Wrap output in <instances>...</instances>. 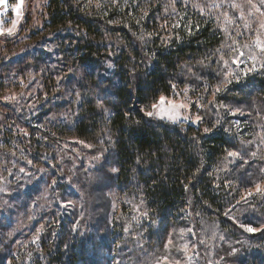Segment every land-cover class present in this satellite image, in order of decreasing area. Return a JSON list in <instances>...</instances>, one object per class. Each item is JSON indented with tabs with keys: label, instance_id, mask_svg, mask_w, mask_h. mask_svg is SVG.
<instances>
[{
	"label": "trees",
	"instance_id": "trees-1",
	"mask_svg": "<svg viewBox=\"0 0 264 264\" xmlns=\"http://www.w3.org/2000/svg\"><path fill=\"white\" fill-rule=\"evenodd\" d=\"M44 11L6 38L13 54L0 61V178L9 185L0 191V264H99L103 250L110 260L125 222L117 211L111 227L107 218L84 220L94 191L103 197L108 188L120 193V215L143 210L126 257L183 227L204 264H264V194L244 191L264 181L261 114L205 109L198 126L146 115L161 94L186 86L207 102L224 42L213 13L187 0H46ZM11 87L21 89L15 99ZM214 99L264 106V67ZM93 152L102 157L89 166ZM216 225L225 249L217 246L213 260L205 245ZM137 230L142 245L133 243Z\"/></svg>",
	"mask_w": 264,
	"mask_h": 264
},
{
	"label": "rangeland",
	"instance_id": "rangeland-1",
	"mask_svg": "<svg viewBox=\"0 0 264 264\" xmlns=\"http://www.w3.org/2000/svg\"><path fill=\"white\" fill-rule=\"evenodd\" d=\"M87 3H98V0H86ZM172 1V0H170ZM190 1L196 8L198 9H204L207 10L217 18L219 26L222 28L224 32V42L220 50V55L221 53L224 55V59L229 61L230 67L232 70H234L238 76L239 79L233 81L235 82H240L243 79H245L246 75L248 73H253V72H259L263 69L261 67V63H264V61H261L259 58L256 62V68L253 71H248L249 68L252 67L251 62H246L244 64H241L239 68L236 67V65L231 64V59L232 55L229 49L228 45H233L234 47L236 46V43L239 44L241 50L245 51L246 55L248 50L243 49L244 44H249L251 45L257 36V30L259 29V23L261 21H264V16L261 15V12H264V5H261L259 0H252L253 4H256L260 8V12H257L254 8L251 7V5L248 3V0H187ZM46 3V0H23L21 3V0H13L12 3L9 2V0H0V61L4 59L10 58L11 54H8V51L3 49V45L5 43L6 38H11L14 36H17L19 30H22V32H25L24 29H22V26L25 24L26 26H29V24L32 23H40L42 21V18L46 15V12L44 11V5ZM20 5L19 8H17V5ZM232 4H237L239 7L233 8L231 5ZM251 13V14H250ZM227 16V19H226ZM231 21V22H229ZM13 29L12 34H9L8 30ZM227 29V31H225ZM260 32V39L264 40V29H259ZM239 33V34H238ZM234 41L236 43H234ZM20 45V44H19ZM19 45L17 47H19ZM18 49V48H17ZM16 49V50H17ZM15 50V51H16ZM255 50V49H253ZM14 51V53H15ZM257 55L259 56L258 50ZM244 59V58H241ZM221 62V61H220ZM217 72L216 75L218 76V80L216 81V85L224 79L223 77V72L226 71L223 67V63L221 62V68H216ZM246 73V74H245ZM231 79V77H230ZM247 80H245V85H246ZM215 85V86H216ZM229 84H221V89L223 87L228 86ZM214 86V88H215ZM213 88V89H214ZM21 91L20 88H15L11 87V90L9 91L6 89V94L12 95V98H16L19 94L16 92ZM213 91V90H212ZM177 94H179L177 96ZM169 99L175 98L176 102L179 103L180 101H183L185 103H188L189 101L198 103L200 107H196L195 103L193 106L189 109H181L180 110V116L178 119L174 122L173 120L168 119L165 117L164 119H160L157 116L155 117L157 120H164L169 123H183L186 125H194L198 126L201 124V122L204 119V111L205 109L211 110L212 114L215 115V117H220L223 115L224 111H229V113L233 114L234 116L236 114H243L244 112L248 111V108H252V110L256 109L255 113H260V123L259 125V136L262 137L264 134L263 129H264V106L263 103H258L255 102V100H252L251 106L245 105V104H229L225 101H216L212 95L210 94L209 98L207 99V102L205 103L203 99L204 97H201L199 94L196 92L194 93L193 91L189 90L186 87H183L182 89L167 95V94H161ZM159 98V97H158ZM6 99H11V98H6ZM158 100V99H157ZM156 100V101H157ZM213 100H215V103L213 104ZM155 101V102H156ZM153 104V103H152ZM253 104H259V105H254ZM210 105V108H209ZM223 105V106H221ZM263 108V111L260 109ZM0 106V111H1ZM212 107V108H211ZM235 109H240V111L235 112ZM148 111H154L151 107L150 109L146 110ZM250 115L254 114L253 111H248ZM199 115L201 116V121L199 123H193L192 121L195 119V117ZM187 116L189 119L185 120L184 117ZM234 123H236V127L240 126L242 128V121L238 118H235L233 120ZM264 148V147H263ZM102 157V154L99 153H92V155L87 154L84 156L86 159V162L89 166L95 165V161L99 160ZM80 159H76L74 164L78 162ZM71 168H67V172L70 173ZM5 176L4 178H0V191L4 192L7 191L8 186H6L5 182ZM103 179H101L102 181ZM104 182V180H103ZM262 184V188H264V181L262 182H256ZM255 184L252 185L251 187L245 188V194L249 190L252 192H255ZM105 195L103 197H100L99 195L103 194L102 190H95L94 194L92 196V199L89 198L88 200V206L87 208V213L91 216L85 217L84 220L87 221L86 223L88 225L94 224V222H98L99 224L101 223L102 225L104 224L105 218L108 219V225L110 226V220L114 216L115 211H117L115 216H117L118 221H123L125 222L126 226L123 233V238H125V241H121L119 243V252L114 254L113 256H110V260L106 261L103 259L104 256H106L107 251L103 250L101 252L97 251V260L99 264H156L157 258L162 257L165 255H169L170 259H176L178 258L181 262V264H204L203 259L199 256V254L195 251L193 242H191L190 239H187V235L185 234L184 228L183 227H178L172 231H167L165 235L164 242L162 245H153L151 248L150 247H136L134 253H132V257H126L124 254V251L127 248H124V245H128L126 243V237L132 235L133 233L130 231L131 225L134 221L139 218V215L142 213L143 210L141 209H136V212L132 214H128V212L123 216L120 215V210H121V205L119 201V192L115 191V188H108V190L104 191ZM119 193V194H118ZM128 202H132L133 207H138L142 203H136L135 201V196L129 197L126 196ZM103 201H108V204L106 207L103 205V207H100L102 201L100 202L99 200ZM91 203V204H90ZM87 225V226H88ZM250 226V225H247ZM111 227V226H110ZM256 229V231L259 229L258 226H250ZM108 227H105L104 229H107ZM109 229V228H108ZM164 230V229H163ZM183 230V231H181ZM191 231V226H188L186 231ZM141 231L137 230L136 235L134 236V245H142L140 242H138V239L140 237H143L142 235H139ZM184 236L185 239L183 240V243L180 244L179 237ZM222 237L224 238V234L219 231V227L216 225V230L212 232L211 238L208 240L210 241V245H205L206 246V251L209 254V256L213 259L216 260L215 258V248L217 246L221 247L224 246V244L221 243ZM164 238V235H163ZM171 238L173 240L172 245H168V248H165V245L168 242V239ZM204 240H207L206 238H203ZM228 242L229 241H225ZM187 244L188 249L187 251L184 250L183 245ZM225 249V247H221ZM234 249V247H233ZM99 258H102V260H99ZM129 258V261L127 259ZM208 258V257H207ZM209 259V258H208Z\"/></svg>",
	"mask_w": 264,
	"mask_h": 264
},
{
	"label": "snow or ice",
	"instance_id": "snow-or-ice-1",
	"mask_svg": "<svg viewBox=\"0 0 264 264\" xmlns=\"http://www.w3.org/2000/svg\"><path fill=\"white\" fill-rule=\"evenodd\" d=\"M23 2V0H21V3ZM115 2V0H114ZM261 5H264V0H259ZM248 3L251 5L252 8H254L257 12H260V8L256 5L252 3V0H248ZM233 8L239 7V5L237 4H232L231 5ZM17 8L20 7V5L18 4L16 6ZM251 14V13H250ZM261 15L264 16V12H261ZM227 19V16H226ZM231 22V21H229ZM173 27H181L180 23L177 22L176 24L173 25ZM259 29H264V21H261L259 23ZM259 29L257 30V36L255 41L249 45V44H244L243 45V49H247V55L245 53V51L241 50L240 46L238 43H236L234 41V43H236V46L234 47L233 45H228V49L230 51L232 55V59H231V64L236 65L237 68L240 67L241 64H244L246 62H251L252 63V67L248 69V71H253L256 68V62L258 60V58L261 61H264V40L260 39V32ZM189 32H191V28L189 27ZM13 29H9L8 32L9 34H12ZM225 31H227V29H225ZM239 34V33H238ZM255 49V50H253ZM259 53V56L257 55V51ZM218 52H220V50H217ZM244 58V59H241ZM220 61L223 63V67L225 69H227L226 71L223 72V77L224 79L221 80L214 88V90L212 91V95L215 98V96L221 91V84H231L232 80H238L239 76L238 74L231 69L229 61L224 59V55L221 53L220 55ZM261 67H264V63H261ZM246 74V73H245ZM231 77V79H230ZM173 89H175V85L172 86ZM179 94H177L178 96ZM195 102L189 101L188 103H185L183 101H180L179 103L176 102L175 98L169 99L168 97L164 96V95H160L158 100L156 102H154L151 105V108L154 111H148L146 112V115L149 117H153L154 115L159 117L160 119H164L165 117H167L170 120H173L174 122L178 119V117L180 116V110L181 109H189L193 106ZM215 103V100H213V104ZM196 107H200V105L198 103H195ZM223 106V105H221ZM235 112L240 111V109H235ZM185 120L189 119V117L185 116L184 117ZM201 121V116L197 115L195 117V119L192 121L193 123H199ZM205 132H209L210 129L205 128L204 129ZM264 139V138H262ZM241 155V153L237 152V151H229L228 152V156L229 157H239ZM251 155L253 157L256 156V152H252ZM247 162V161H245ZM113 171H115V169H113ZM255 191L257 194H264V188H262V184L261 183H257L255 184ZM253 193L251 190H249L247 192V196H251ZM246 197H242V199L246 200ZM146 215V213H145ZM234 219V218H233ZM241 227L245 228L246 231L248 232H255L256 229L244 224L240 225ZM183 231V230H181ZM190 231V230H189ZM173 244V240L171 238L168 239L167 244L165 245V248H168V245H172ZM183 248L185 251H187L188 249V245L185 244L183 245ZM156 264H181L180 260L178 258L176 259H170L169 255H165L162 257H158Z\"/></svg>",
	"mask_w": 264,
	"mask_h": 264
}]
</instances>
